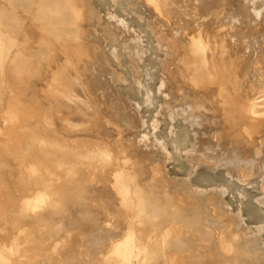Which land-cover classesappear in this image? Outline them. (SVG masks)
Returning a JSON list of instances; mask_svg holds the SVG:
<instances>
[{"label": "rangeland", "instance_id": "374dc122", "mask_svg": "<svg viewBox=\"0 0 264 264\" xmlns=\"http://www.w3.org/2000/svg\"><path fill=\"white\" fill-rule=\"evenodd\" d=\"M0 32V264H264V0H0Z\"/></svg>", "mask_w": 264, "mask_h": 264}, {"label": "bare ground", "instance_id": "6f19581e", "mask_svg": "<svg viewBox=\"0 0 264 264\" xmlns=\"http://www.w3.org/2000/svg\"><path fill=\"white\" fill-rule=\"evenodd\" d=\"M52 12H54V11H52ZM50 13H51V11H50ZM54 13H55V12H54ZM51 14H52V13H51ZM56 15H57V14H56ZM56 15H55V16H56ZM87 15H88V14H87ZM161 21H162V20H161ZM51 27H52V26H51ZM82 28H83V27H82ZM240 31H241V30H240ZM231 32L233 33L234 31H231ZM236 32H237V31H236ZM0 33H1V32H0ZM232 33H231V34H232ZM238 33H239V29H238ZM238 33H237V34H238ZM240 33H241V32H240ZM2 36H3V35H2ZM232 36H233V34H232ZM238 36H239V34H238ZM3 37H4V36H3ZM1 38H2V37H0V39H1ZM232 38H233V37H232ZM1 40H2V39H1ZM6 40H8L7 37H6ZM6 40H4L3 42L6 43ZM13 41H14V40H13ZM13 41H12V42H13ZM9 42H10V40H9ZM239 43H240V42H239ZM13 44H14V43H13ZM15 45H16V44H15ZM186 45H187V44H186ZM230 46H231V45H230ZM13 47H15V46H13ZM198 48H199V47H198ZM238 48H239V47H238ZM7 50H8V49H7ZM186 50H187V49H186ZM201 50H203V49H201ZM8 51H9V50H8ZM7 53H8V52H7ZM7 53H5V54H7ZM201 53H202V52H201ZM136 54H137V53H136ZM225 54H226V53H225ZM8 58H9V57H8ZM2 60L5 61V59H2ZM9 60H10V58H9ZM236 60H237V59H236ZM5 62H6V61H5ZM5 62H4V63H5ZM4 63H3V65H2V64H1V65L4 66ZM205 63H206V62H205ZM208 63H209V62H208ZM210 66H211V65H210ZM0 67H1V66H0ZM4 67H5V66H4ZM1 68H2V67H1ZM1 68H0V69H1ZM228 70H229V69H228ZM0 71H1V70H0ZM223 71H224V70H223ZM231 72L233 73V71H231ZM239 72H240V71H239ZM228 73H229V72H228ZM237 73H238V72H237ZM226 74H227V73H226ZM226 74H225V75H226ZM228 75H229V74H228ZM220 76H221V75H220ZM251 77H252V76H251ZM181 78H182V77H181ZM165 81H166V80H165ZM236 81H237V80H236ZM180 82H181V81H180ZM186 82H187V81H186ZM222 82H223V81H222ZM184 83H185V82H184ZM184 83H183V84H184ZM237 83H239V81H238ZM240 83H241V82H240ZM6 86H7V85H6ZM184 87H185V86H184ZM209 88H210V87H209ZM240 88H241V87H240ZM190 89H191V88H190ZM218 89H219V88H218ZM188 90H189V89H188ZM195 90H196V89H195ZM193 91H194V90H193ZM194 92H195V91H194ZM202 92H203V91H202ZM205 92H206V91H205ZM195 93H196V92H195ZM191 94H192V93H191ZM197 94H198V93H197ZM180 95H181V94H180ZM192 95H194V94H192ZM4 97H5V96H4ZM195 98H196V97H195ZM198 107H199V106H198ZM202 107H203V106H202ZM200 108H201V107H200ZM199 110H200V109H199ZM204 114H205V113H204ZM200 115H201V114H200ZM260 123H261V122H260ZM201 133H202V132H201ZM218 136H219V135H218ZM225 136H226V135H225ZM221 137H222V136H221ZM223 138H224V137H223ZM230 139H231V138H230ZM176 140H177V139H176ZM179 141H180V140H179ZM228 141H229V140H228ZM179 143H180V142H179ZM236 146H237V145H236ZM237 149H238V148H237ZM186 153H187V152H186ZM26 168H27V167H26ZM115 170H116V169H115ZM194 170H195V169H194ZM16 175H17V174H16ZM116 176H117V175H116ZM121 177H123V175H121ZM117 178H118V177H117ZM117 178H116V179H117ZM116 181H117V180H116ZM108 182H109V181H108ZM110 182H111V181H110ZM109 184H110V183H109ZM124 187H125V189H124V188H123V189L120 188V189L122 190V192H123V191L127 192V191H128V187H127V185H124ZM128 192H129V191H128ZM80 193H81V192H80ZM45 194H46V193H45ZM84 194H85V193H84ZM79 195H80V194H79ZM123 195H124V194H123ZM125 195H128V193H126ZM43 196H44V195H43ZM80 196H81V195H80ZM76 197H77V196H76ZM76 197H75V198H76ZM78 197H79V196H78ZM37 198H38V197H37ZM81 199H82V197H81ZM81 199L79 198V200H81ZM135 200H136V199H135ZM74 201H75V200H74ZM75 202H78V201H75ZM81 202H82V201H81ZM127 202H128V201H127ZM78 204H79V203H78ZM82 204H83V202H82ZM82 204L80 203V206H82ZM128 204H129V203H128ZM130 204H132V202H131ZM136 204H138V202H137ZM41 205H42V204H41ZM75 205H76V204H75ZM44 206H45V204H44ZM61 206H62V205H61ZM80 206H78V207H80ZM35 207H36V206H35ZM35 207H34V208H35ZM83 207H85V206H82V208H83ZM130 207H131V205H130ZM137 208L139 209V207H137ZM84 209H85V208H84ZM84 209H83V212H81V213H85ZM47 210H48V209H47ZM52 210H54V209H52ZM80 210H81V209H80ZM85 210H86V209H85ZM87 210H88V208H87ZM89 210H90V209H89ZM139 211H140V210H139ZM97 212H98V211H97ZM192 212H193V211H192ZM53 213H54V212H53ZM94 213H95V212H94ZM140 213H141V212H140ZM61 214H62V213H61ZM191 214H192V213H191ZM62 215H63V214H62ZM62 215H61V216H62ZM97 215H98V216H101L102 214H100V215L97 214ZM183 215H184V214H183ZM51 216H53V214H51ZM59 216H60V215H59ZM81 216H82V215H81ZM87 216H88V215H87ZM93 216H94V215H93ZM184 216H186V215H184ZM203 216H204V215H203ZM42 217H44V216H42ZM135 217H136V216H135ZM187 217H188V216H187ZM187 217H185V218H187ZM34 218H35V217H34ZM44 218H45V217H44ZM44 218H43V220H44ZM48 218H49V217H48ZM60 218H61V217H60ZM99 218H100V217H99ZM181 218H182V217H181ZM183 218H184V217H183ZM183 218H182V219H183ZM185 218H184V219H185ZM196 218H197V217H196ZM202 218H203V217H202ZM202 218H201V219H202ZM49 219H50V218H49ZM49 219H48V220H49ZM91 219H93V218H91ZM190 219H191V217H190ZM192 219H193V222H194V217H193V216H192ZM211 219H212V218H211ZM58 220H59V219H58ZM61 220H62V219H61ZM89 220H90V219H89ZM96 220H97V219H96ZM96 220H95V221H96ZM41 221H42V220H41ZM49 221H50V220H49ZM52 221H53V220H52ZM200 221H201V220H200ZM208 221H209V220H208ZM210 221H211V220H210ZM55 222H56V221H55ZM85 222H86V221H85ZM91 222H92V221H91ZM135 222H136V221H135ZM187 222H188V221H187ZM63 223H64V222H63ZM50 224H51V222H50ZM200 224H201V223H200ZM55 225H56V224H54V227H55ZM211 225H212V224H211ZM204 226H206V225H204ZM211 227H212V226H211ZM62 228H63V227H62ZM51 229H52V228H51ZM214 229H215V228H214ZM60 230H61V229H60ZM50 231H51V230H50ZM52 231H53V230H52ZM129 231H130V230H129ZM201 231H203V229H202ZM54 232H55V231H54ZM50 233H52V232H50ZM60 233H61V232H60ZM56 234H57V233H56ZM51 235H52V234H51ZM130 237H131V236H130ZM127 239H129V238H127ZM161 240H162V242H163L164 239H161ZM127 242H128V241H127ZM133 242H134V241H133ZM157 242H158V241H157ZM160 242H161V241H160ZM128 243H129V242H128ZM128 243H127V244H128ZM164 243H165V242H164ZM140 244H141V242H140ZM125 245H126V243H125ZM131 245H132V244H130V246H131ZM137 245H138V244H137ZM182 245H183V244H182ZM126 246H127V245H126ZM133 246H134V243H133ZM135 246H136V245H135ZM135 246H134V247H135ZM138 246H139V245H138ZM127 247H128V246H127ZM127 247H126V248H127ZM131 247H132V246H131ZM138 248H139V247H138ZM131 249H132V248H131ZM136 249H137V248H136ZM142 250H143V249H142ZM131 251H132V250H131ZM139 251H140V250H139ZM145 251H146V250H145ZM141 253H142V252H141ZM144 254H145V253H144ZM151 254H152V253H151ZM136 255H137V254H136ZM137 257H138V256H137ZM125 259H127L126 256H125ZM171 262H172V260H171ZM203 262H204V261H203ZM172 263H173V262H172ZM174 263H175V262H174ZM165 264H166V263H165ZM170 264H171V263H170Z\"/></svg>", "mask_w": 264, "mask_h": 264}]
</instances>
